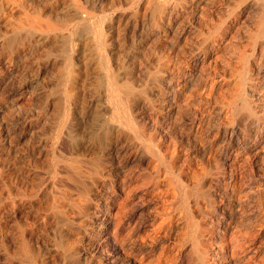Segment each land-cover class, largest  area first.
<instances>
[{
	"label": "bare ground",
	"instance_id": "obj_1",
	"mask_svg": "<svg viewBox=\"0 0 264 264\" xmlns=\"http://www.w3.org/2000/svg\"><path fill=\"white\" fill-rule=\"evenodd\" d=\"M92 1L0 0V264H264V0H139L142 78L104 48L108 106L80 109L67 53L51 144L22 112Z\"/></svg>",
	"mask_w": 264,
	"mask_h": 264
},
{
	"label": "rangeland",
	"instance_id": "obj_2",
	"mask_svg": "<svg viewBox=\"0 0 264 264\" xmlns=\"http://www.w3.org/2000/svg\"><path fill=\"white\" fill-rule=\"evenodd\" d=\"M58 1H59L58 4L60 6L59 9H60L61 12H67V11H70V10H71L70 12L73 11L74 7H73L72 3H73L74 0H71V1L70 0H68V1L67 0L66 1L65 0H58ZM62 1H64V2H62ZM60 2H61V4H60ZM93 2H95V3H93ZM168 2L169 3H173L172 0H169ZM92 3H93V16L94 17L90 18V20H93V21L91 22L89 19L85 20L83 18H81V19L78 18L77 21H74L73 23H71L69 25V27H70L69 30L70 31H74L76 34L70 36V32L69 31L66 32V30H65V32L62 33V34L65 36L64 38H66V39L64 40V38H63V40L60 41V42H58L59 41L58 37L62 36L61 33L58 34L59 36L56 35V34H54V35L52 34V36H51L49 34V37L52 38V39L49 40V42H47L48 43L47 46L49 48L50 47H54L55 49H49L48 48L49 49V51H48L49 53L45 54L43 56H40V58L38 60V61H40L41 66H44L45 63H46L45 65L48 66L46 73L41 78L43 81L40 79V83H39V87L40 88L44 87V88L47 89V91H46V93L44 95L41 96V99L38 101V104H36L35 106H32V109H31V107L26 108L24 110V112H22V113H23V115L25 114L28 117L32 118L34 123H37V124L39 123V125H45L44 123H46L45 127L48 128V131H50L52 129V122L54 120L53 112L57 113L56 114L57 118H59L58 115H60V113H59V107H60L59 104H58V106H54L53 107L52 105H49L50 101L53 98H54L53 100L55 101L56 98H57V101L59 102L58 99H60L62 101L64 99V97H66L65 100L68 101L67 93L65 92V90H62V89H64L65 85L68 83V79H66V76H64L63 74L60 73V69H62V67L67 62V60H66V54L67 53H69V54L70 53L71 54L72 53H74V54L76 53V59L78 60V63L82 61L80 63L81 65L78 64V63H77V65L81 66L82 69H84V67L88 66L87 62H90V65L88 66L89 69L85 68V73L83 71L84 74L82 73L83 75H80L77 78V83L80 81L77 84V86H78V89L80 90V93L82 94V95L79 94L80 96L78 95V98L76 99V101L78 102L77 106H78V108L80 107V109L82 107L83 108L88 107L90 104H91L90 105L91 107L96 106L94 104V103H96V100H97L96 98H100L101 99L100 100L102 102L101 105L104 108L108 106V103H107V100H106L107 99V97H106L107 96L106 76H105L106 73H104L105 71H103V69L99 65L100 64L99 63L100 57L104 53V51H103L104 48L106 50L113 51L114 54L116 53V56L118 57V60L120 61V65H121V68H122V69L120 68L121 70H119L120 75L124 74L126 71L129 72L130 69H132V71L134 72V74L138 78V80H140L142 78V74H141L142 66H141V62H140V56H141V51H142V48H143V34H144L145 29H148V27H149L148 24L150 23V20H149L150 18L148 17V14L147 15L145 14V11H144L145 9L143 8V6H141L139 0H94V1H92ZM224 14L225 13H223V15ZM216 15L223 16L222 12H219ZM184 18H185L184 19L185 20L184 21L185 24H190V23L193 24L194 23L193 25H197L200 22V20H201V18H199V16L198 17L197 16H193V15L189 14V12L186 14V17H184ZM87 21H89V22H87ZM96 22H97V26H96ZM98 23H99V25H98ZM82 24H84V25L82 26ZM92 25H93V27L96 26L98 31H100V32L103 31L101 33V38L96 39L93 36V27H92ZM147 25H148V27H147ZM73 27H74V29H73ZM141 29H142V32H141ZM133 32H134V34H133ZM77 34H79L80 36H78ZM67 35H68L69 38L67 37ZM72 37H74V38L77 37L75 40H78V41L80 40V42L83 45L85 43L86 44L85 47L82 48L81 50L77 51V52H74V50L70 47V43H69L70 42L69 39H71ZM129 37H131V38H129ZM82 39H83V41H82ZM89 39L90 40H95V41H90ZM99 40L102 43V45H103L102 47L103 48L99 46V44H100ZM63 41H64L65 44L63 43ZM86 42H88V43H86ZM97 42L99 44L96 45ZM104 42H105V44H104ZM115 42H117V43H115ZM90 45H93V46H90ZM113 47H114V49H113ZM100 50L102 51L101 55L99 54ZM62 51H63V53H62ZM30 52H31V50H30ZM96 53L98 55H96ZM128 54L131 55L130 57H132V59L130 57H128L129 56ZM133 57H135V58H133ZM97 59L99 61H97ZM129 59L132 60V61L130 62ZM128 61H129V63H128ZM130 63L131 64L134 63V64L132 66H130L131 65ZM137 63H138L139 66L137 65ZM124 64L128 68V69L126 68V71H125V65ZM29 72H20L18 76H19L20 79L24 80L26 78H29V76L34 75L33 71H29ZM84 76H85V78H84ZM99 78H101V79H99ZM63 79H65V80H63ZM104 81H105V83H103ZM80 83H82V84H80ZM81 86H82V90L83 91L81 90ZM100 86H101V88H100ZM88 88H90L91 91ZM85 89H87V90H85ZM97 90L99 92H97ZM101 92L103 94H101ZM104 95H105V97H104ZM91 100L94 101V102H91ZM79 105H81V106H79ZM30 109L32 110V113L30 112L31 111ZM51 109H52V111L53 110L54 111L52 112ZM51 114H52V116H51ZM47 116L48 117L50 116L49 119H48ZM57 118H56V122H58ZM50 119H51V121H50ZM48 136L52 137V138L48 137V140L52 144L53 143V138H54V132L52 133V130H51L50 133H48ZM82 264H85V263L82 262Z\"/></svg>",
	"mask_w": 264,
	"mask_h": 264
}]
</instances>
